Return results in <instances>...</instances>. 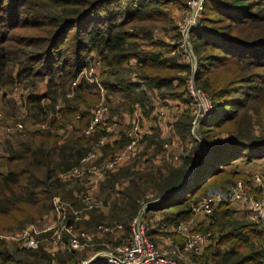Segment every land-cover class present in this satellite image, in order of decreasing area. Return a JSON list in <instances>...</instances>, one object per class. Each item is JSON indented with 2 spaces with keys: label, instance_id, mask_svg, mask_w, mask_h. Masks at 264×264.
<instances>
[{
  "label": "trees",
  "instance_id": "obj_1",
  "mask_svg": "<svg viewBox=\"0 0 264 264\" xmlns=\"http://www.w3.org/2000/svg\"><path fill=\"white\" fill-rule=\"evenodd\" d=\"M188 2L0 0V26L12 30L21 23V27L44 29L43 36L21 42L37 52L25 53L31 65L17 70L15 52L6 47L12 40L7 32H0V87L10 88L31 77L47 78L46 92L31 94L27 99L30 114L26 120L40 124V128L23 137L15 136L19 133L7 136L0 142V232L21 231L38 216L43 219L51 215L56 195L75 208L81 206L78 193L85 191L82 182L63 181L59 174L79 165L102 135L100 130L92 136L85 134L94 118L93 108L101 100L100 92H93L85 80L73 85L94 59L101 62L102 86L123 99L121 108L129 114H134L138 104L144 106L149 101L147 90L128 78L126 66L131 69L133 59L138 77L148 89L186 104L174 123L182 147L179 161L155 166L154 159L167 150L158 135L146 136L140 153L148 157L145 162L108 172L99 192L106 210H92L88 219L76 223L77 230H95L104 224L114 228L116 234L108 231L105 240L96 241L92 249L55 255L45 245L28 250L2 241L0 264L77 263L83 252L93 253L107 243H128L131 223L146 207V218H152L153 211L165 213L157 223H187L196 216L190 210L191 203L227 189L243 176L238 163L264 159V136L255 132L259 125L255 119L259 117L257 106L264 105V0H205L198 24L189 33L196 67L180 55L168 56L177 51V46L153 37L156 26L168 22L173 25L171 12L185 11ZM173 28L178 31L181 47V29L176 25ZM191 76L213 104L210 114L199 118L196 135V105L186 96ZM6 95L2 101L12 105ZM117 112L120 108L112 109L110 116ZM116 149H108L106 154L113 155ZM244 183L253 193L261 190L253 175ZM149 194H153L151 199ZM246 215L238 216L231 203L223 202L212 215L203 216L206 220L196 231L211 232L212 242L201 254H194L193 260L197 264H264V228ZM160 224L148 232L155 242L165 233ZM175 236L183 242L182 237Z\"/></svg>",
  "mask_w": 264,
  "mask_h": 264
},
{
  "label": "built area",
  "instance_id": "obj_2",
  "mask_svg": "<svg viewBox=\"0 0 264 264\" xmlns=\"http://www.w3.org/2000/svg\"><path fill=\"white\" fill-rule=\"evenodd\" d=\"M204 1L189 0L185 8L186 17L184 23L181 24L183 55L186 60L192 61L195 67L197 59L190 43L189 33L198 24ZM96 65H101V62L96 60ZM89 68L91 67H88L84 72ZM90 80L95 81L93 78ZM93 83H97V86L102 89L103 86L98 76ZM186 96L191 98L196 105V119L194 120L193 130L196 135L195 131L199 124V118H206L213 110L212 100L204 90L196 85L193 76L187 80ZM93 112L94 118L85 131L87 135H91L104 127L106 115L109 113V106L102 102L95 107ZM133 117L130 123L131 126L126 133L127 143L116 155L109 158L102 157L100 151L106 145V141L101 138L97 141L95 149L90 151L79 165L59 174L60 178L67 182H80L87 180L89 177L92 179L91 184H89L90 188L78 193L80 207L75 208L60 195H56L53 197L52 213L47 216L48 218L31 222L21 231L0 233V243L2 241L11 244L16 243L28 250H37L40 246L45 245L49 252L55 255L58 252H82L83 249L93 248L96 245L98 234L112 232L114 228L104 224H100L94 232L77 230L76 223L88 219L92 210H106L104 200L99 194L100 184L105 175L140 157L143 139L148 136V133L141 127L142 113L140 109L135 110ZM26 128V124L22 120H18L13 124H6L5 128L0 130V138L23 133ZM253 181L261 187L260 193L257 192L256 195L246 188L243 181H238L225 190L213 192L191 203L190 210L195 215L208 217L213 214L219 204L223 202L236 203L240 204L242 209L246 211L247 218L252 223L264 228V174L255 173ZM146 208L132 221L128 243L120 245L107 244L106 247L96 251L88 259L78 258L75 264H97L100 261H106L109 264H184L186 262L185 255L188 252L201 254L212 242L211 235L195 233L189 229L193 220L174 226H165L160 223L149 225L145 217ZM159 224L163 232L179 235L183 238V242L178 241L175 236L167 241L169 243L168 249L161 247L158 242L153 241L148 235L150 229ZM118 228L121 229L122 226L119 225ZM187 262H189L188 264H197L193 258H190ZM53 264L57 263L54 262Z\"/></svg>",
  "mask_w": 264,
  "mask_h": 264
},
{
  "label": "rangeland",
  "instance_id": "obj_3",
  "mask_svg": "<svg viewBox=\"0 0 264 264\" xmlns=\"http://www.w3.org/2000/svg\"><path fill=\"white\" fill-rule=\"evenodd\" d=\"M29 1H32V0H29ZM185 17H186L185 11H183V12L182 11L178 12L177 10L172 11L171 12V18H173L174 22H172V21L171 22L173 23V25H171L170 22H168L166 24H162V25H157L156 29H155L156 30L155 36H153L154 39H157V40L160 39V40H163L165 42H168L170 45H176L177 51L175 53L170 54V55L168 53V56L180 55L181 59H184V60L186 59V57H184V55H183L184 50L182 47H178V45L180 43V40L177 38L178 31L177 30L175 31L174 28L171 29V26L173 27L176 25L181 29V24L184 23ZM6 23H8V22H6ZM20 25H21V23L18 25L17 28L12 29V30L8 29L7 25L0 26V32L1 33L7 32L10 40H12V41L8 42V45H6V47L8 46L9 52H15L14 57L16 58V61H15L16 67L14 68V70H17V68H19L21 66L31 65L28 61H26L25 53L37 52L36 48L32 47L33 49H31V47H26L25 45H21V42L28 41L29 40L28 38H31L33 36H38V37L43 36L42 31L44 30V29L38 30V29L33 28V27H25V26L21 27ZM161 29H164V30H161ZM165 30H168V31H165ZM2 46L3 45H0V47H2ZM22 54L24 55V57L22 56ZM91 55H92V57L95 56L94 58H97L96 53L92 52ZM96 60H98V58ZM96 60L94 59V61H92L93 63H91V66H90L91 68H89L83 74L82 73L80 74L78 81L73 82V85H76L78 82H82V80H85L88 84H90L92 86L93 92L100 91V88H99V86H97V83H93L96 81L97 76L99 77L100 68H101V65H96ZM127 70L129 72V75H128L129 80H132V81L136 80V82L139 80H142L138 77L139 76L138 75L139 70L136 69L134 65H132L131 69H127ZM91 78H93V80H95V81H91L90 80ZM99 81L101 82L100 78H99ZM46 87H47V78H45V77L43 79L31 77L28 80H25V81L23 80L21 83H16L15 85H13L10 88H6V87L4 88L3 86L0 87V113L2 115V118L0 119V130H3L6 126V124H9V123L13 124L18 120H22L24 122L26 121L25 122L26 127H27L26 129H28V130L24 131L23 133H19L15 136L23 137L26 133L28 134L30 131L39 129L41 126L40 124L34 123L32 120H26L28 114H30L29 109L27 107V99H28L29 95H31V94H44L46 92ZM69 87L71 89V85H69ZM5 93L7 94L6 98H8L10 100L12 99V105L11 104H5V102L2 101L4 99ZM108 95H109V93H106V96H108ZM150 98H151V96H150ZM106 100L108 102V99H106ZM100 103H102V102L101 101L97 102L95 104V107ZM103 103H105V102H103ZM13 105H17L18 108L13 109L12 108ZM58 106L60 107V104L56 105V109H58ZM147 106H149V105H147ZM95 107L93 108V111H94ZM167 108H168V116L173 117L176 113V110L173 111L174 109H176V106L170 105V106H167ZM148 111H150V108H148ZM109 113H110V108H109ZM109 113L106 115V120L108 119ZM141 113H142L141 127L143 128L144 127V125H143L144 114L142 111H141ZM257 113H258L259 117H256L255 119L259 121V125L257 126L255 132L259 136H264V105H262L261 108H258V106H257ZM51 114H52V112H50V117H51ZM252 115L254 116L255 113H252ZM4 134H6V133H4ZM15 136H13V137H15ZM223 137H226V136H223ZM8 138H10V137H8ZM176 143H177V141H174V140L170 141L169 148L165 147L167 150L164 153L165 161H159V157H156L154 159V165L155 166H159L164 162L169 163V161H171V160L173 163H177L179 161V156H180L179 152L181 151L182 147H181V145H176ZM2 150H3V144H0V153H2ZM146 157L147 156L144 157L141 155L140 158H138L134 161H131L125 165L132 164V163H138L139 165H141L148 158V157L147 158ZM237 169L240 170V172L244 173L243 176H241V178L238 180V181H243V183H244V180H248L255 173L264 174V159L259 160L257 162H253L251 164H247V163L241 161L240 163H238ZM91 180L92 179L89 177V178H87V180L85 179L84 181H80L79 183L82 182L81 183L82 186L85 188V190H87L88 188H90L89 184H91L90 183ZM75 182H78V181H71L70 183L74 184ZM230 185L231 184H229L228 186H230ZM220 190H217V191H220ZM214 192H216V191H214ZM211 193H213V192H211ZM211 193H209V194H211ZM259 193H260V191H259ZM252 194L256 195L257 192L256 193L252 192ZM152 196H153V194L148 195V197L150 199L152 198ZM231 208H233L238 213V216L246 215V211L242 209L240 204L231 203ZM164 214L165 213L162 211H153L151 214V215H153L152 218L147 217L146 219H147L148 223L151 222V224H157L159 218H161V216H163ZM39 217L40 216H38L35 221L43 220L44 218L46 219L47 216L44 217L43 219H40ZM192 220L193 221H191L192 223L189 226V229L192 232L201 233V234H209L213 237V234L211 232L196 231V228L200 224L205 222L206 217H203V215H196V216H194V218ZM5 226L6 225L3 224V227H5ZM89 231L94 232V230H89ZM4 232H14V230L5 229V230H3V232H0V233H4ZM106 233L107 232H104V233L102 232V233L98 234L96 237L97 241L98 240L104 241L106 238ZM112 233L116 234L117 232H116V230L113 229ZM119 235H121V234H119ZM172 235H173L172 233L165 232V233H162L160 235V237H158V238L156 237L157 238L156 240L158 241V243L160 244L161 247H163L164 249H168L169 243L165 242L164 240L171 238ZM173 236H175V235H173ZM179 237H181V236H179ZM114 240H116V239H114ZM177 240L182 242V240L179 238ZM9 244H11V243H9ZM97 244L98 243H96V245ZM107 244L111 245V243H107ZM87 249H92V248H87ZM95 252L91 253V250H89L88 252H83L78 257L82 258V260H85V259H88ZM193 255H194L193 253L188 252L185 255L186 256V259H185L186 262H184V264H188L189 262H187V261L190 260V258H193ZM67 264H71V262H68Z\"/></svg>",
  "mask_w": 264,
  "mask_h": 264
},
{
  "label": "crops",
  "instance_id": "obj_4",
  "mask_svg": "<svg viewBox=\"0 0 264 264\" xmlns=\"http://www.w3.org/2000/svg\"><path fill=\"white\" fill-rule=\"evenodd\" d=\"M130 63L131 65H134L136 69H138L135 59H133ZM126 68L129 69L128 66H126ZM127 69H126V72L129 74ZM101 73H102V69L100 68V74H99L100 80H101V75H102ZM133 82H136V80H134ZM137 82H139V85L143 89L147 90L148 97H149V101L147 102L146 105L142 106L138 104L136 106V109H140L144 114L143 116L144 127L143 128L147 131L148 136L154 135V134L158 135L157 137H159V139L164 142V145H165L164 147L169 148L170 141H173V140L177 141L176 145H180L179 138L174 129V123L177 120L178 116L181 114V112L185 110L186 104L179 100H175L172 98H162L158 94L157 90L148 89L147 86L144 85L143 80H139ZM99 92L101 94L100 101L105 102L111 109L110 111H112V109L120 108V112L115 113L114 116H110V113H109L108 119L105 121L104 127L100 129V132L102 131V135L97 139V141L100 140L101 138L105 139L106 145L101 148L100 152H101L102 157L109 158L117 154L125 146L123 144H125L124 141L127 142L126 133L131 126L130 123H131V119L133 118L134 114H129L121 108L123 99L119 95L109 94L108 96H106V93H108V91L104 87H102V89L100 88ZM106 99H108V102ZM170 105L176 106V109L173 110V111L176 110V113L173 117L168 116L167 106H170ZM148 108H150V111H148ZM69 128L71 129L72 127L70 126ZM93 134L91 135L86 134V135L92 136ZM4 139H6L5 136L1 137L0 142ZM97 141H96V144H97ZM120 143L122 147L120 145V147L116 149V147ZM95 146L93 147V150L95 149ZM108 149L109 150L116 149L115 154L113 155L106 154V152L109 151ZM164 157H165L164 155L159 157V161H163ZM172 237H175V236L172 235L171 238ZM169 239L170 238L165 239L164 241L167 242Z\"/></svg>",
  "mask_w": 264,
  "mask_h": 264
},
{
  "label": "water",
  "instance_id": "obj_5",
  "mask_svg": "<svg viewBox=\"0 0 264 264\" xmlns=\"http://www.w3.org/2000/svg\"><path fill=\"white\" fill-rule=\"evenodd\" d=\"M199 142L202 144V145H204L205 146V144L199 139ZM201 149H202V147L200 146L199 147V152H201ZM193 170H194V168H192L189 172H188V174H187V176L186 177H188V175H190L192 172H193ZM166 195H168V193L166 194Z\"/></svg>",
  "mask_w": 264,
  "mask_h": 264
}]
</instances>
